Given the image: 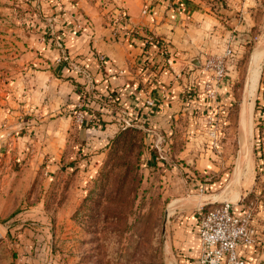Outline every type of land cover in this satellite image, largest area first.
<instances>
[{
	"label": "rangeland",
	"instance_id": "obj_1",
	"mask_svg": "<svg viewBox=\"0 0 264 264\" xmlns=\"http://www.w3.org/2000/svg\"><path fill=\"white\" fill-rule=\"evenodd\" d=\"M200 1L223 34L192 62L202 61L212 87L205 88L209 106L195 107L199 115L184 127L207 139L200 143L217 166L184 173L187 167L172 148L187 136L175 135L173 119L171 132L161 130L160 140L126 115H108L104 122L91 115L86 127L80 116L88 110L77 99L63 116L33 115L21 107L11 87L34 81L41 66L36 59L42 58L35 47L53 35L33 19L30 0H0V264H177L172 239L181 219L231 198L246 185L249 178L241 173L248 164L255 162L258 181L264 166V0ZM30 51L36 54L24 56ZM259 51L260 74L251 95L252 61ZM212 57L224 59V91L230 96L224 103L219 83L204 67ZM66 75L73 83L82 79L75 71ZM75 84L83 94V85ZM250 103L243 126L241 114ZM160 154L161 162L150 161Z\"/></svg>",
	"mask_w": 264,
	"mask_h": 264
},
{
	"label": "crops",
	"instance_id": "obj_2",
	"mask_svg": "<svg viewBox=\"0 0 264 264\" xmlns=\"http://www.w3.org/2000/svg\"><path fill=\"white\" fill-rule=\"evenodd\" d=\"M29 4L33 19L44 25V33L49 32L53 37L49 43L35 47L39 51L37 56L42 58L36 59L41 66L34 81L11 87L23 102L21 107L33 115L63 116L67 112L65 106L69 107L71 99H77L90 107L84 113V126L85 122H91L90 117L95 118L91 115H98L102 122L111 117L108 115H126L148 125L147 131L160 140L161 130L171 132L168 123L173 119L174 129H178L175 135L187 136L179 147L172 148L176 160L187 167L184 173H190L192 167L201 172L216 169L217 163L209 159L208 150L200 143L207 139H200V132L194 135L191 126L184 127L192 115H199L195 107L203 110L201 107L207 104L208 80L201 69L202 61L199 66L192 62L197 56L202 59L201 52H209L207 43L211 39L219 43L220 38L215 36L222 32L220 25L215 28V19L201 10L205 6L200 0H30ZM144 33L162 40L168 47L166 63L157 66V70L151 68L152 64H143ZM36 51L24 56H33ZM69 71L81 74L82 79L74 82L83 85L86 98L79 97L76 84L65 78ZM226 76L225 71L217 85L222 101L230 99L224 91ZM158 148L161 151L163 145ZM159 159L161 162V154L159 158L152 156L150 161ZM260 169L262 174L256 181L253 162L246 173H241L249 178L246 185L225 199L237 216L246 207L253 211L255 241L240 251L245 264H264V195H260V189L264 188V166ZM172 173L178 179V170ZM250 193L251 197L241 199ZM198 216V212L186 215L173 229L177 264H199Z\"/></svg>",
	"mask_w": 264,
	"mask_h": 264
},
{
	"label": "built area",
	"instance_id": "obj_3",
	"mask_svg": "<svg viewBox=\"0 0 264 264\" xmlns=\"http://www.w3.org/2000/svg\"><path fill=\"white\" fill-rule=\"evenodd\" d=\"M228 54L227 52L225 55ZM204 67L211 72L216 83H220L225 76L226 67L222 57L209 58ZM211 87V84L206 85L208 89ZM146 102L151 104V101ZM80 120H83V116H80ZM204 208L198 211L199 264H245L240 251L253 245L255 241L251 208L246 207L239 216L233 214L232 206L227 202Z\"/></svg>",
	"mask_w": 264,
	"mask_h": 264
},
{
	"label": "trees",
	"instance_id": "obj_4",
	"mask_svg": "<svg viewBox=\"0 0 264 264\" xmlns=\"http://www.w3.org/2000/svg\"><path fill=\"white\" fill-rule=\"evenodd\" d=\"M144 34L147 36V39L143 38V40L145 41L144 45H143V55L146 56L144 61H143V64H146V65L152 64L151 68L154 70H157V66L161 67V66L165 65V63H166V58H167L166 56H168V53H167L168 47H167L166 43H164L162 40L152 38L147 33H144ZM151 46H154L156 49L151 50L150 49ZM149 51H152L150 56L147 55V53ZM157 56H159L158 57L159 60L154 61ZM80 89L83 90L82 88H80ZM81 92H83V94L80 93L79 97L84 96V98H86L85 92L84 91H81ZM256 102H257L256 106H258V101H256ZM83 108H84L83 110H90V107H87V106H84ZM84 112H87V111H84ZM84 124L86 127H88L90 125L87 122H85Z\"/></svg>",
	"mask_w": 264,
	"mask_h": 264
},
{
	"label": "bare ground",
	"instance_id": "obj_5",
	"mask_svg": "<svg viewBox=\"0 0 264 264\" xmlns=\"http://www.w3.org/2000/svg\"><path fill=\"white\" fill-rule=\"evenodd\" d=\"M264 53V52H263ZM261 58H262V52H257L255 53L254 55V61L253 62V69H252V74H251V77H250V83H251V95L253 94L254 90H255V86H256V83L258 82V77H259V74H260V61H261ZM249 76V75H248ZM248 80V79H247ZM256 94V93H255ZM254 101V100H253ZM251 110H252V103L249 104L248 106V110H245L241 115V122H242V125L245 126L246 125V121H247V117L249 115H251ZM251 117V116H250ZM249 118V117H248ZM250 119V118H249ZM250 125V124H249ZM250 128V127H249ZM248 130V129H247ZM248 163V162H246ZM245 163V165H246ZM251 164V162H250ZM245 171L248 170L249 168V164L247 166L244 167ZM216 198V197H215Z\"/></svg>",
	"mask_w": 264,
	"mask_h": 264
},
{
	"label": "water",
	"instance_id": "obj_6",
	"mask_svg": "<svg viewBox=\"0 0 264 264\" xmlns=\"http://www.w3.org/2000/svg\"><path fill=\"white\" fill-rule=\"evenodd\" d=\"M215 204H217V203H211L210 205H207V206H211V205H215Z\"/></svg>",
	"mask_w": 264,
	"mask_h": 264
}]
</instances>
